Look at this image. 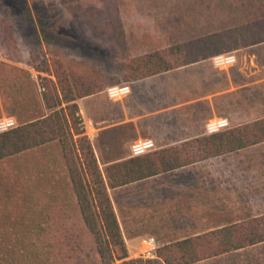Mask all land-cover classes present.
I'll use <instances>...</instances> for the list:
<instances>
[{
  "label": "crops",
  "instance_id": "crops-1",
  "mask_svg": "<svg viewBox=\"0 0 264 264\" xmlns=\"http://www.w3.org/2000/svg\"><path fill=\"white\" fill-rule=\"evenodd\" d=\"M89 13L98 42L107 45L102 54L119 62L86 68L83 73L120 79L76 99L100 168L130 157L136 140L151 139L158 150L212 134L205 127L212 120L227 122L222 131L264 118V40L240 31L264 29V0H93L82 6L81 14ZM197 43L235 47L151 75L132 67L153 51ZM223 54L234 62L217 65L214 57ZM120 84L128 93L109 97L106 88ZM26 115L6 114L0 104V117L18 124ZM108 193L128 258L145 237L160 246L246 222L264 215V141ZM70 196L76 206L58 141L0 160L4 204L55 205ZM189 264H264V242Z\"/></svg>",
  "mask_w": 264,
  "mask_h": 264
},
{
  "label": "trees",
  "instance_id": "trees-1",
  "mask_svg": "<svg viewBox=\"0 0 264 264\" xmlns=\"http://www.w3.org/2000/svg\"><path fill=\"white\" fill-rule=\"evenodd\" d=\"M59 1L70 4L76 0ZM240 31L252 35L256 40H264V29L247 28ZM231 47L235 46L214 43L171 46L135 59L132 67L146 75L156 74L192 63L196 61L194 58L203 56L205 52V55L214 54ZM42 63L45 65L29 63L37 72L36 80L28 70L24 71L30 80L37 82L42 107L48 113L43 112L36 99L32 98L34 109L29 114L28 109L23 110L27 114L25 117L30 118L0 132V160L53 140L58 141L81 220L92 236L103 264L115 263V260H120L119 264L151 262L139 257L127 258L108 188L123 186L264 141L262 118L179 145L130 156L100 168L78 113L76 99L100 90L102 76L96 71L91 74L78 72L60 60H54L51 64L46 61ZM4 94L1 79L0 97ZM10 114L14 115L13 109ZM13 237L15 235L11 236V241L19 242L20 239ZM21 242H25V239ZM261 242H264V215L160 245L154 261L155 264H189ZM40 256L36 250L0 253V258L6 261L3 264H40L43 258Z\"/></svg>",
  "mask_w": 264,
  "mask_h": 264
},
{
  "label": "rangeland",
  "instance_id": "rangeland-1",
  "mask_svg": "<svg viewBox=\"0 0 264 264\" xmlns=\"http://www.w3.org/2000/svg\"><path fill=\"white\" fill-rule=\"evenodd\" d=\"M91 4L93 0L70 4L59 0H0V80L5 93L0 104L6 114L13 109L18 117L26 115L23 110L34 109L32 98L44 112L40 88L33 81L37 72L29 63L45 65L42 62L60 60L81 73L90 72L86 68L91 66L110 68L119 63L102 54L107 45L97 40L100 30L93 27L90 13L87 17L81 14L82 6ZM113 79L120 78L101 77L100 83ZM14 235L13 239L25 242L14 243ZM26 250L38 251L43 257L40 264H103L72 196L61 204L35 206L22 199L4 204L0 198V253ZM140 250L130 258H140ZM0 263H6L5 259L0 258Z\"/></svg>",
  "mask_w": 264,
  "mask_h": 264
},
{
  "label": "built area",
  "instance_id": "built-area-1",
  "mask_svg": "<svg viewBox=\"0 0 264 264\" xmlns=\"http://www.w3.org/2000/svg\"><path fill=\"white\" fill-rule=\"evenodd\" d=\"M214 62L217 65L232 64L234 62V56L230 54L217 55L214 57ZM129 91L127 84L111 85L106 88V93L111 98H119ZM17 125V122L13 116L0 117V132L7 131ZM227 126V122L224 119L212 120L206 123L205 127L207 132L215 133L220 129ZM155 148L154 142L151 139H140L131 143L130 156H137L152 151ZM158 244L153 237H145L141 241L140 258L144 260H151L148 264H155L157 259L156 251Z\"/></svg>",
  "mask_w": 264,
  "mask_h": 264
}]
</instances>
